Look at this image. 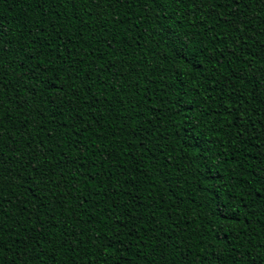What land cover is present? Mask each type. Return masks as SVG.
<instances>
[{
    "label": "trees",
    "instance_id": "16d2710c",
    "mask_svg": "<svg viewBox=\"0 0 264 264\" xmlns=\"http://www.w3.org/2000/svg\"><path fill=\"white\" fill-rule=\"evenodd\" d=\"M105 3L98 15L92 0H0L15 44L42 49L25 66L64 79L69 65H116L94 89L100 102L75 113L43 99L19 106L31 89H0V264H201L209 241L212 264H264V0ZM185 58L202 69L179 83ZM177 92L192 131L174 114ZM192 136L209 141L217 181L201 175ZM61 172L68 183L43 192L29 179Z\"/></svg>",
    "mask_w": 264,
    "mask_h": 264
},
{
    "label": "snow or ice",
    "instance_id": "6c2138e0",
    "mask_svg": "<svg viewBox=\"0 0 264 264\" xmlns=\"http://www.w3.org/2000/svg\"><path fill=\"white\" fill-rule=\"evenodd\" d=\"M85 3L88 0H84ZM92 2L96 5L97 14H102L105 7H110V3L106 4L105 0H92ZM231 2L236 5L240 4V0H231ZM39 5L44 3H48V0H37ZM152 3L155 4H167L169 0H152ZM227 6V5H226ZM163 10V9H161ZM12 32V27L8 23L6 17L0 15V89H4L7 91L10 85H16V91L23 88L25 92L29 93L28 97L17 96L14 98L15 102L19 106H24L28 103L29 98L33 100H46L48 103L52 104L55 108H59L61 105H64L70 113H75L77 110L82 107L84 104H90L92 107H95L97 103L100 102L101 97L97 95L94 89L99 88L103 91V84L107 83V80L100 79V76L108 71L109 69H115V64H109L107 68H101L98 72H84L77 70L75 65H69L68 71L65 72V78L60 79L59 77L53 76H44L41 73L37 72L36 69L38 65L36 63H32L30 67L25 66L26 62L35 60L40 57L42 49L40 46H29L25 48L23 44L17 46L13 37L10 35ZM167 39L171 41L173 44L178 43V36L176 33H170L167 36ZM35 39L32 40V44L35 45ZM111 46V44H109ZM178 53H183V45L181 44L178 48ZM19 59L20 63L17 65L21 69L19 75V79L10 80L9 77L15 75V71L9 70V64H16V60ZM187 58L182 59L178 65H174L175 78L179 83H184L183 77L186 72H191L193 76L197 75L201 69L202 64L198 61L187 60ZM40 63H43L41 60ZM64 63H67L65 60ZM47 72V68L44 69ZM123 75V73H120ZM115 78V73L113 74V79ZM78 82V83H77ZM131 86V85H129ZM85 91V95L87 99H81L80 93L81 91ZM186 95V93H185ZM4 97H0L2 100ZM8 99H13L12 95L9 94L7 96ZM65 100H67V104L65 105ZM175 105L176 112L174 114L185 113V119L183 123L187 126L186 131H192V129L196 128L197 125L192 123L190 119L187 118V113L192 111L191 107H188L184 102V97L176 93ZM64 113L58 112V115L62 116ZM51 135V134H49ZM187 141L195 140V146L199 147L203 145L194 155L202 156L203 158L200 160V164L204 166V171L201 172V175H204L205 178L209 181H217V177L214 174V166L209 163V156L207 153L210 149L207 147L209 141H202L199 136L186 137ZM10 151L15 152L16 146H12ZM147 151H151V149H147ZM31 164V162H28ZM3 161H0V166H2ZM35 169V166H32ZM0 173H2V167H0ZM47 177V179H46ZM32 184H34L37 188L40 189L41 192L44 191V187L42 185L56 183L57 186H62L61 181L63 183H68V177L64 175L63 172L56 174H48V173H40L38 178L35 176H30ZM0 183H3V178L0 176ZM72 188H75L76 185L72 184ZM223 183H215L208 185V191L211 193L213 189L223 188ZM132 195V193H129ZM81 200L83 198L81 197ZM217 207L220 211V214L225 219H231V215L233 214V209L228 207L227 200L222 198ZM155 218L154 216L152 217ZM213 237L216 241L223 240L225 238L223 228H216L210 230ZM39 234V233H38ZM99 238V237H98ZM110 248L111 245H108ZM216 251L215 243L209 241L205 245L206 255L202 257L201 264H212L211 260L208 258L211 257ZM188 264H192V261H188Z\"/></svg>",
    "mask_w": 264,
    "mask_h": 264
}]
</instances>
